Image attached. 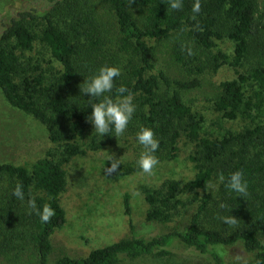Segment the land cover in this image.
<instances>
[{
	"label": "trees",
	"instance_id": "obj_1",
	"mask_svg": "<svg viewBox=\"0 0 264 264\" xmlns=\"http://www.w3.org/2000/svg\"><path fill=\"white\" fill-rule=\"evenodd\" d=\"M200 2L201 12L193 20L194 0H183L180 10H171L168 0H134L131 6L129 0H52L49 9L20 10L3 24L0 89L12 106L45 125L59 149L48 150L31 167L0 162V252H22L32 246L39 264H119L146 255H172L171 241L178 239L207 254L211 264H230L226 247L236 243L254 253L256 264H264V118L253 112L264 109V4L260 0ZM98 3L104 5L103 14ZM197 23L202 30L195 27ZM180 35L211 54L213 70L226 62L235 67L236 76L219 84L215 108L228 119H250L242 129L222 136L202 133V118L182 94L200 86L201 80L173 78L157 65L151 40L184 41ZM228 41L231 53L225 46ZM36 46H42L47 56H29ZM187 48L175 47L173 53L182 65L187 64ZM104 65L118 66L121 75L115 86L124 85L133 93L136 111L126 129L131 135L136 137L142 127L151 128L159 140L155 155L161 160L175 158L183 135L196 145L190 156L196 170L192 179L169 178L160 187H143L146 218L171 222L181 208L194 205L195 209L182 229L151 237L134 233L87 255L64 254L51 262L52 238L67 222L61 202L68 187L66 164L85 155L87 148H102L96 137L85 141L92 107L80 86ZM105 95L115 99V87ZM108 135L114 136V130ZM140 170L138 164H129L117 172ZM236 170H243L248 182L245 198L218 181L220 173L227 180ZM17 183L23 185L24 201L12 195ZM185 192L193 197L185 200ZM29 198H35L38 207L51 205L56 215L50 223H42L29 209ZM124 202L131 214L129 193ZM221 203L226 207L221 208ZM231 214L238 218L235 227L220 218Z\"/></svg>",
	"mask_w": 264,
	"mask_h": 264
},
{
	"label": "rangeland",
	"instance_id": "obj_2",
	"mask_svg": "<svg viewBox=\"0 0 264 264\" xmlns=\"http://www.w3.org/2000/svg\"><path fill=\"white\" fill-rule=\"evenodd\" d=\"M52 0H0V30L3 24L20 10L49 9ZM262 3L264 4V0ZM99 13L103 14L104 5L98 3ZM105 9V8H104ZM43 13V12H38ZM177 38L151 40L155 46V60L173 78L192 79L198 77L201 85L182 91L183 97L193 105L198 118H202L201 131L212 136H222L229 130L237 131L250 122V119L239 117L228 119L215 108V100L220 92V82L236 76L235 67L231 63L222 64L216 71L212 69L211 54L197 44L189 41L185 35ZM232 51V43L225 44ZM177 48H191L193 55L187 56V64L182 65L174 58ZM44 53V54H42ZM29 56L46 55L42 46H36L27 53ZM248 66L241 69L244 70ZM258 119L264 118V109L254 108ZM48 131L39 120L30 114L12 106L0 89V162H9L31 167L48 150L58 151L57 143L48 137ZM96 137L102 148H87L85 155L73 157L67 164L68 187L61 198L67 212V222L53 236L54 245L50 261L61 255L84 256L94 248L103 247L121 238L139 236L151 237L172 229H182L189 222L194 205L181 208L171 222L152 221L146 218L148 208L143 193L144 186L160 187L169 178L182 181L192 179L195 175L194 162L190 156L196 145L183 135L178 143V150L173 159H159V164L152 175L136 171L127 175L114 172L106 175L104 168L109 166V156L122 161L119 168L129 164H138L143 146L137 138L127 130L122 136L103 137L98 135L92 123H88L86 142ZM88 144V143H87ZM215 191V183L211 184ZM130 194L132 213L127 214L124 196ZM182 197L187 200L193 194L185 192ZM209 222L208 218H206ZM206 220H203V222ZM133 225V228H132ZM2 239L0 238V241ZM14 242V241H12ZM17 242H26L18 240ZM172 255L159 257L146 255L135 259H127L119 264H211L207 254L182 243L178 239L171 241ZM226 259L230 264H256L255 255L245 249L242 243L226 247ZM10 254L0 252V264H39L34 248L26 247L22 252L10 250Z\"/></svg>",
	"mask_w": 264,
	"mask_h": 264
},
{
	"label": "clouds",
	"instance_id": "obj_3",
	"mask_svg": "<svg viewBox=\"0 0 264 264\" xmlns=\"http://www.w3.org/2000/svg\"><path fill=\"white\" fill-rule=\"evenodd\" d=\"M134 0H129V4ZM168 5L171 10H180L183 8V0H168ZM202 6L200 0H194L192 6V19L196 20L197 15L201 12ZM198 30L200 25L197 23L195 26ZM188 55H193V50L189 47L186 49ZM121 75V69L114 65H104L98 70V73L85 80L84 86H80L82 94L90 96L89 104H91V115L86 119L92 123L95 132L103 137L105 134L112 133L117 137L122 136L131 121L135 111L136 105L133 102L134 96L129 89L124 85L116 87L114 81ZM115 87L116 98L113 99L106 93H111ZM137 141L143 146V151L138 158V166L143 173L152 175L154 169L159 164V159L155 152L159 148V140L156 138L154 131L149 127H142L137 133ZM111 161L110 167L104 168L106 175H111L117 172L122 161L115 156H109ZM218 181L235 193L239 197L245 198L249 195L248 182L245 179L243 170H236L230 174L225 180L223 173L218 176ZM12 195L19 201L25 200V193L23 185L17 183L13 189ZM29 209L39 216L42 223H50L52 218L56 215L55 210L50 204L45 203L42 207H38L35 198H29L27 201ZM221 208L226 207L223 203L220 204ZM231 211V210H230ZM222 221L229 226L235 227L238 224V218L234 215L220 217Z\"/></svg>",
	"mask_w": 264,
	"mask_h": 264
}]
</instances>
